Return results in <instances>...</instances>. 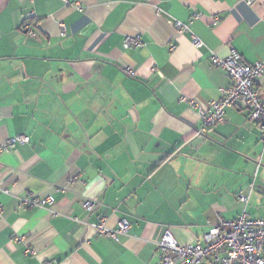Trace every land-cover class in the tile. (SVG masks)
<instances>
[{
	"label": "crops",
	"instance_id": "1",
	"mask_svg": "<svg viewBox=\"0 0 264 264\" xmlns=\"http://www.w3.org/2000/svg\"><path fill=\"white\" fill-rule=\"evenodd\" d=\"M76 1L82 11L0 0V146L29 138L0 151V264H158L166 229L190 245L218 215L264 218L262 131L248 110L229 108L199 133L229 84L211 56L234 49L264 64V0ZM255 87L264 101V74ZM29 195L53 203L26 208ZM123 219L126 235L96 233L98 221L116 229Z\"/></svg>",
	"mask_w": 264,
	"mask_h": 264
},
{
	"label": "built area",
	"instance_id": "2",
	"mask_svg": "<svg viewBox=\"0 0 264 264\" xmlns=\"http://www.w3.org/2000/svg\"><path fill=\"white\" fill-rule=\"evenodd\" d=\"M255 1L246 0L249 5L254 4ZM63 2L67 7L82 11V5L76 0H63ZM213 24H216V20ZM36 26V21H26L22 30L27 37L34 38L36 37ZM173 27L178 34L189 32V27L179 21H173ZM61 28L64 30L63 27ZM191 41L195 47L201 46V41L195 35H191ZM125 45L140 47L141 42L137 37H127ZM211 64L224 72L229 84L219 88L221 94L219 100L210 102L209 112L202 117L203 125L199 133H204L206 129L222 124L227 109L242 107L248 110L249 120L255 122L262 131L261 142L264 152V101L259 97L255 87L258 79L264 74V64L262 62L248 64L234 49L226 58L212 55ZM124 71L129 76L133 74L128 67ZM180 100L190 108L198 107L192 99L182 97ZM27 143H29L27 136L16 135L8 138L0 146V151H7L17 144ZM256 174L257 169L254 177ZM237 200L246 205L248 195L239 194ZM52 203V197L42 199L34 195L26 196L21 200V204L26 208L43 207ZM81 206L85 211L90 212L93 202L84 200ZM94 228L99 236L116 239L118 235H126L129 232L130 224L123 219L119 221L116 229H111L104 225L103 220H100ZM157 248L160 252L158 264H202L207 259H210L212 264H264V218L250 219L245 210L233 220H225L218 215L216 223L210 225L207 233L203 235V242L190 245H180L166 229L157 243ZM27 252L34 253L33 250Z\"/></svg>",
	"mask_w": 264,
	"mask_h": 264
}]
</instances>
